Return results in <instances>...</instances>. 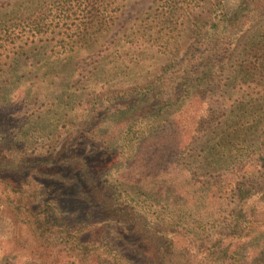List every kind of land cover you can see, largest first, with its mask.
Masks as SVG:
<instances>
[{"label": "trees", "instance_id": "trees-1", "mask_svg": "<svg viewBox=\"0 0 264 264\" xmlns=\"http://www.w3.org/2000/svg\"><path fill=\"white\" fill-rule=\"evenodd\" d=\"M142 1L0 0V49L28 46L33 55L46 43L103 41L125 4ZM149 1L168 33L175 24L191 28L182 53L144 85L94 97L73 117L65 109L70 99L62 104L54 96L60 117L43 145L29 144L33 122L0 87L4 257L20 264H236L243 252L249 260L264 257V0ZM228 62V110L208 129L215 119L206 82ZM216 125L208 153L215 168L230 167L225 175H170L182 146ZM258 132L252 172L248 149Z\"/></svg>", "mask_w": 264, "mask_h": 264}, {"label": "rangeland", "instance_id": "rangeland-1", "mask_svg": "<svg viewBox=\"0 0 264 264\" xmlns=\"http://www.w3.org/2000/svg\"><path fill=\"white\" fill-rule=\"evenodd\" d=\"M137 5L132 8L126 3L118 24L101 37L103 41L97 43H46V51L38 54L33 51L34 56L27 50L28 46L10 49L3 45L0 49V87L5 95L16 97L17 101H14L18 104L21 102L15 111L20 108V116L29 117V123L33 122L27 132L29 144L41 146L52 134L54 120L60 117L52 104L54 96L63 99L62 104L69 101L66 97L70 99L71 106L65 109L73 117L94 97H111L144 85L182 53L191 36V28L175 24L173 32L168 33V25L156 21L155 8L149 0ZM242 44L241 41L236 48L240 49ZM223 68L222 73L215 71L206 82L207 101L215 119L208 129L222 121L230 102L229 89L225 84H228L226 77L232 65L228 62ZM7 80L10 86L5 87ZM219 128L218 125L213 132L205 129L199 138L184 144L183 153L170 175L185 174L200 181L221 174L224 176L230 167L226 170L215 168L213 161L216 157L208 153L216 143L213 135ZM260 131H264V127ZM259 132L248 149L252 172L255 155L251 151L262 138ZM222 161L220 158L221 165ZM221 206L225 217L228 214L227 201ZM142 207L154 214L159 212L148 204ZM6 229V224L0 221V264H20L19 258L13 261L1 253L7 238ZM262 245L260 242L259 247ZM245 255L243 252L235 256L236 264H264V257L258 261L249 260Z\"/></svg>", "mask_w": 264, "mask_h": 264}]
</instances>
